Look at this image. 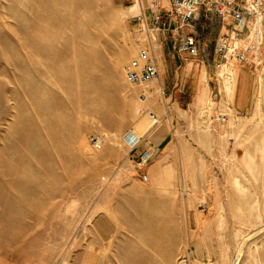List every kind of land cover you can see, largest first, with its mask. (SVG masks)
I'll return each mask as SVG.
<instances>
[{
	"label": "rangeland",
	"instance_id": "1",
	"mask_svg": "<svg viewBox=\"0 0 264 264\" xmlns=\"http://www.w3.org/2000/svg\"><path fill=\"white\" fill-rule=\"evenodd\" d=\"M146 3L0 0V264H264V113L209 53L131 84Z\"/></svg>",
	"mask_w": 264,
	"mask_h": 264
},
{
	"label": "built area",
	"instance_id": "2",
	"mask_svg": "<svg viewBox=\"0 0 264 264\" xmlns=\"http://www.w3.org/2000/svg\"><path fill=\"white\" fill-rule=\"evenodd\" d=\"M201 17L202 29L210 25L217 27L213 51L217 55L216 67L221 69L235 64L259 66L264 61V0H169V7L159 0H151L137 15L139 32L146 38L140 40L137 54L126 68V78L134 85L149 86L160 77L157 52L152 35L158 32L172 36V46L178 53L196 54L204 47V35L200 37L194 20ZM203 39V40H202ZM165 93L164 89H161ZM146 97L145 92L142 93ZM154 122L159 120L150 113ZM95 149L103 146L100 134L91 136ZM152 158L150 149L139 153V164L145 165ZM148 174L142 179L147 181Z\"/></svg>",
	"mask_w": 264,
	"mask_h": 264
},
{
	"label": "crops",
	"instance_id": "3",
	"mask_svg": "<svg viewBox=\"0 0 264 264\" xmlns=\"http://www.w3.org/2000/svg\"><path fill=\"white\" fill-rule=\"evenodd\" d=\"M146 1L147 3L146 5L143 6V8H145L150 3L151 0H146ZM159 2L161 4L164 3V5L169 7V0H159ZM152 39H153V44L155 45V51L157 52L158 63L160 68L159 78H161L162 73H164L165 70L164 68L165 67L170 68V66L172 67L174 65V62L177 63L178 61H183V60L186 61V70L188 75L186 77L189 78L190 71L192 69L191 65L194 63L193 62L194 60L198 61L200 59L201 63H199L198 66H202L203 63L204 66H206L207 63L210 64L209 54H212V57H214V59L215 58L217 59V55H215L214 51H207L208 48L206 47H204L203 49L204 60L201 57L202 51L196 54H186V53L175 54V52H173L172 50L173 49L172 40L167 39V37L165 35H162L160 32H158L157 34H153ZM188 60H191V63ZM233 69L235 70L233 74H235V77H237V81L235 84L236 89L232 101L234 109L242 113H248L249 111L252 110H261L264 113V88L262 85V83H264L263 82L264 79L262 80L261 78V71L259 70V68L256 67L254 69L253 68L247 69V67H245L244 64H235ZM221 78L223 77L218 75V80H220ZM197 90H198V85H197ZM218 96H220L219 93L215 95V97ZM155 139H152L153 143L154 145H158ZM145 148L150 149L152 151L153 146L150 147L144 146L142 149Z\"/></svg>",
	"mask_w": 264,
	"mask_h": 264
},
{
	"label": "bare ground",
	"instance_id": "4",
	"mask_svg": "<svg viewBox=\"0 0 264 264\" xmlns=\"http://www.w3.org/2000/svg\"><path fill=\"white\" fill-rule=\"evenodd\" d=\"M139 1V0H138Z\"/></svg>",
	"mask_w": 264,
	"mask_h": 264
}]
</instances>
